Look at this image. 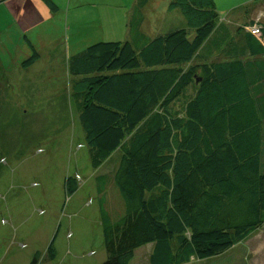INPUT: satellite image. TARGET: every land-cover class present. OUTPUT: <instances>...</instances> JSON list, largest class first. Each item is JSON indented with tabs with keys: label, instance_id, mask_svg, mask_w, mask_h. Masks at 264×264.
<instances>
[{
	"label": "trees",
	"instance_id": "16d2710c",
	"mask_svg": "<svg viewBox=\"0 0 264 264\" xmlns=\"http://www.w3.org/2000/svg\"><path fill=\"white\" fill-rule=\"evenodd\" d=\"M171 6L188 28L150 38L139 18L131 40L94 42L68 60L92 166L117 154L98 176L101 264H131L147 244L150 264L219 256L264 225V18L226 22L203 0ZM66 185L78 189L73 177Z\"/></svg>",
	"mask_w": 264,
	"mask_h": 264
},
{
	"label": "rangeland",
	"instance_id": "374dc122",
	"mask_svg": "<svg viewBox=\"0 0 264 264\" xmlns=\"http://www.w3.org/2000/svg\"><path fill=\"white\" fill-rule=\"evenodd\" d=\"M52 1L57 12L51 17L43 13L41 20L32 22L12 20L26 0L4 5L0 32H51L60 60L70 46L131 40L132 10L135 1L141 2ZM173 1L148 0L143 5L142 24L150 38L187 27V18L171 6ZM203 1L206 9L214 8L228 22L251 10L253 19L264 18V0ZM30 39L41 47L35 34ZM8 66L13 69L12 63ZM62 69L60 65L57 75L27 84L19 83L18 74L0 81V264H31L38 252L42 256L38 264H101L107 258L98 176L112 169L117 154L97 169L92 166L80 120V96L77 99L81 78L68 70L61 75ZM194 94V87H188L177 108L182 109ZM68 177L78 184L73 194L67 193ZM52 244L53 259L45 257ZM152 248V244L138 248L131 264H150ZM185 264H264V229L219 256H192Z\"/></svg>",
	"mask_w": 264,
	"mask_h": 264
},
{
	"label": "crops",
	"instance_id": "0c3cea01",
	"mask_svg": "<svg viewBox=\"0 0 264 264\" xmlns=\"http://www.w3.org/2000/svg\"><path fill=\"white\" fill-rule=\"evenodd\" d=\"M16 1L18 0H5L4 4H0V8L11 2L15 3ZM69 3L71 4V0H69ZM146 4H148V1ZM140 5H142L140 1L138 3H136L135 1V7L132 10L134 14L131 23L137 21L139 18H142L143 22L142 10L144 7H142L141 9L139 7ZM56 12L57 10L53 9L52 7L49 8V6L44 0H26L25 7L16 14L17 18L15 17V15H12V20L14 22H32L36 20H41V16L43 13H46L47 17H51ZM251 12L248 13L250 14L249 19L253 18ZM128 15L129 11L127 13V20ZM0 17L4 20L5 15H0ZM238 19L239 18L233 21H236ZM142 22L140 25V30L142 31V33L146 34L145 32H147V29L145 25L142 24ZM129 26H127L128 31ZM34 34L39 38L41 42L40 48L36 42H33L30 39V36ZM91 40H89L88 43H90ZM115 41L125 40L122 39ZM32 46L38 53V57H36L33 63L25 65L23 61L28 60L32 56L31 54L34 53V48ZM83 48V46L77 48L70 46L66 49V53L59 60L58 45H55V41L53 40V34L51 32H0V72L3 73L5 76V78L0 79V81H6L8 78H11L12 75L18 74L17 77L19 78V83L27 84L33 81L37 82V80L39 79H47L53 77L54 75H57L56 70L60 65L63 67L61 71L62 75L66 72V70H68L69 72L68 60L70 55L80 51ZM44 61L46 62L43 63ZM8 63H12V70L9 69ZM262 229H264V225L258 231H256L249 239L258 234Z\"/></svg>",
	"mask_w": 264,
	"mask_h": 264
},
{
	"label": "built area",
	"instance_id": "2783aa9c",
	"mask_svg": "<svg viewBox=\"0 0 264 264\" xmlns=\"http://www.w3.org/2000/svg\"><path fill=\"white\" fill-rule=\"evenodd\" d=\"M79 177V176H78Z\"/></svg>",
	"mask_w": 264,
	"mask_h": 264
}]
</instances>
